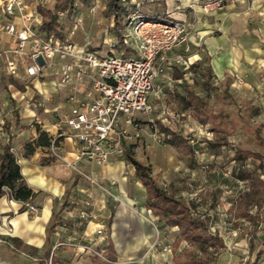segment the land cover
<instances>
[{"label":"crops","instance_id":"crops-1","mask_svg":"<svg viewBox=\"0 0 264 264\" xmlns=\"http://www.w3.org/2000/svg\"><path fill=\"white\" fill-rule=\"evenodd\" d=\"M79 1L76 3L74 13L69 14L63 22L66 31L72 28L74 20L81 23L84 31H80L78 27L74 35V40L78 43L91 33L89 27L94 20V13L90 12L91 6L84 5L83 1L79 4ZM131 1L135 4L136 0ZM212 1L215 0H141L140 7V9L144 6L147 8L149 17L182 20L187 22L191 29L190 50L184 55L187 63L174 60L177 54L183 52L181 49L169 52L167 61L158 59L155 63V66L160 68L159 81L164 85L166 95L169 96L168 101H162L165 95L160 99L152 97L157 107L153 115L158 120L155 124L158 125V129L159 125H162L183 135L180 130L164 124L166 121L169 123L168 115H172L177 121H181V118L182 121L192 120L206 129L202 139L206 144L207 140L214 138V132L207 125L196 120L188 110L182 109V102L176 97L179 93L184 94L188 86L196 89V84L188 78L190 68L194 67L201 72L209 73L216 83H224L239 89L250 91L264 87V0H217L220 1V6L206 8L205 4ZM1 4L2 0H0V21H12L20 26L21 20L18 17L2 13ZM103 4L102 10L105 9V0ZM102 19L106 18L103 16ZM112 39H106L104 43ZM15 43V36L0 32V49L10 48ZM13 79L24 80V78ZM30 80L36 81L39 85L36 84L38 100L44 97L46 102L50 95L51 99L53 95H58L60 102L53 109L45 107L46 116L40 118L34 111L35 106L29 104L33 95L29 96L28 92L20 91L18 88L14 91L12 83L7 89L0 90V146L9 140L13 143L21 173L28 186L35 192L31 202L39 206L40 212L32 215L27 209L26 202L12 198L9 193L3 195L0 197V237L16 238L26 246L44 252L47 257L57 242L64 241L68 237L78 242H90L97 237V228L103 226L105 237L100 243L106 250L113 249L116 258L113 264H173L175 254L172 247L174 241L179 238V229L177 226H169L147 208V189L138 178L134 165L125 155L113 156L105 165H98L86 158L78 159L79 144L66 135L60 138V151L67 160L76 162L84 174L71 169L64 161L56 158L44 164L43 159L51 155L49 148L45 146L36 147L33 155L29 157L24 155L25 144L34 142L39 136L38 128L47 131L51 136L58 133L57 123L60 120L57 119L54 111L62 107L68 111L70 107L64 90L57 88L50 77ZM195 92L201 96L200 92L196 90ZM170 107L174 109V114H171ZM163 108H167L168 114L162 115ZM29 112H32L31 117L28 116ZM139 115L127 129L142 130L139 129L141 126ZM129 148L136 156L134 150ZM136 157L149 163L152 169V164L144 157ZM161 171L159 165L154 171L152 170V173L157 175L158 183L168 192L159 180ZM91 174L101 179L105 183V188L93 185L85 176ZM261 177L264 178V174ZM240 181L247 184L246 181ZM181 190L174 188L173 193H168L186 200L178 193ZM84 200H90L92 203V216L87 221L77 217L79 210L85 206ZM119 200L121 203L118 206L113 204ZM204 216L207 215H201ZM51 223H54V227L48 234ZM256 235L255 257L257 252H262L260 256L264 254V228H258ZM244 236L248 253V234L245 233ZM184 242L178 248L180 252ZM5 247L4 251L0 244V256L4 252L3 258H0L8 261V247ZM65 254L70 255L69 258L61 256ZM54 258L56 261L62 260L65 264H94V256L79 254L77 249L70 245L58 247ZM260 263L263 264L262 260Z\"/></svg>","mask_w":264,"mask_h":264},{"label":"built area","instance_id":"built-area-1","mask_svg":"<svg viewBox=\"0 0 264 264\" xmlns=\"http://www.w3.org/2000/svg\"><path fill=\"white\" fill-rule=\"evenodd\" d=\"M54 3L55 0H2V13L18 17L21 25L0 21V32L16 37L14 46L0 49V77L3 74L28 80L50 77L57 88L64 90L70 107L57 123L58 133L53 136L49 151L71 169L84 174L76 162L67 160L62 154L60 138L66 135L78 142V159L86 158L105 165L113 156L123 157L126 141L131 138L127 127L134 123L136 116L146 115L151 123H156L153 115L157 107L152 97L160 99L166 92L159 81L160 68L155 66L156 61H167L169 52L181 49L183 52L174 60L187 63L184 55L190 50L191 29L187 22L178 19H150L141 12V0H136L121 39L116 37L106 42L104 51L89 48L92 41L89 35L84 37L83 43L74 40L81 23L74 20L72 28L66 31L63 22L69 15L67 11L58 12L60 34L39 35L36 27L42 22V14L38 7L50 8ZM220 5V1L215 0L205 7ZM96 7L91 6L90 12ZM128 48L132 50L129 54ZM44 99L29 101V104L41 106ZM161 113L168 114L167 108ZM85 176L93 185L105 188L94 174ZM84 204L77 217L87 221L92 216V203L84 200ZM26 206L32 215L39 214L40 208L34 202H26ZM96 235L86 244L77 243L71 237L57 242L46 264H57L54 263L56 249L68 245L75 247L79 254L110 261L100 243L105 237L103 226L97 228Z\"/></svg>","mask_w":264,"mask_h":264},{"label":"rangeland","instance_id":"rangeland-1","mask_svg":"<svg viewBox=\"0 0 264 264\" xmlns=\"http://www.w3.org/2000/svg\"><path fill=\"white\" fill-rule=\"evenodd\" d=\"M81 2L80 0L79 4ZM83 3L84 5L97 6L93 11L94 20L89 27L91 33L88 35L92 39L89 48H102L106 51L107 43L104 41L117 37L113 29V19H102L103 0H91L88 3ZM133 8L135 7L133 6ZM133 8L130 6L129 9ZM141 12L147 15V8L144 6L141 8ZM128 13L130 10H127ZM150 19L163 21L161 18H152L151 16ZM125 25L126 19L122 24V32ZM83 29L81 26L80 31L83 32ZM79 43H83V41ZM130 51L132 52L128 48V54L131 53ZM190 69L188 78L192 80L193 84H196L195 90L200 92L201 97L209 101L211 109L221 114L226 123L224 132L227 140L226 145L218 149L216 153H212L209 146L202 140L205 136V128H201L192 120L182 121L181 118V121H177L170 114L168 115L169 123L166 121L164 124L180 130L188 138L189 144L193 148L189 156L181 155L176 147L166 143L165 135L158 129V125L147 121L148 117L141 114L138 120L141 124L139 129L142 130L128 129L131 138L127 139L126 145L134 150L136 156H142L150 162L153 171L157 166H161L159 180L168 192L173 193L174 188L182 189L178 193L190 202L193 213L210 217L211 232L220 234L224 238L226 247L211 249V253L207 256L209 264H239L240 260L247 258V243L244 240V234H248L250 231V222L236 218L229 209L236 204L239 192L248 189L247 184L236 177L235 169L245 164V166L259 171L258 164L264 163V87L247 91L224 83H216L209 73L201 72L194 67ZM12 84L14 91L16 88L26 91L29 96L33 95L32 102L38 101L36 88L39 85L36 81L12 78ZM166 94L167 91L162 101L169 100V96ZM58 99V95H53L52 99L50 95L43 105L33 107L34 111L40 118H43L46 116L45 107L55 108L60 102ZM170 108L171 114H174V109ZM65 112L67 111L62 107L54 111V114L60 120ZM28 116L31 117L32 112H29ZM157 121L155 119V122ZM257 139L260 142H257ZM237 147L254 151L259 157L249 158L246 161L232 160ZM98 182L105 186L101 179H98ZM119 203L121 200L113 204L118 206ZM249 207L252 212L255 211L252 203ZM0 244L4 251L6 250L5 246L8 247V261L4 260L5 258L2 259L4 255L2 252L0 264H41L42 260L46 264L50 256L46 257L44 252L24 245L16 238L0 237ZM186 246L188 244L184 242L181 248ZM196 254L199 252L197 251ZM61 256L69 258L70 255ZM254 257L255 255L252 258ZM260 260L264 264V254L260 256ZM54 263L60 264L63 261H54Z\"/></svg>","mask_w":264,"mask_h":264},{"label":"trees","instance_id":"trees-1","mask_svg":"<svg viewBox=\"0 0 264 264\" xmlns=\"http://www.w3.org/2000/svg\"><path fill=\"white\" fill-rule=\"evenodd\" d=\"M78 0H55L52 7L48 8L39 5V11L42 14V22L36 27L39 35L47 36L51 32L59 33L60 23L58 21V12L67 11L73 14L76 2ZM90 2L91 0H81ZM132 5V6H131ZM131 0H105V9L103 16L106 19H113V29L117 37L121 39V28L124 20H127L129 13L127 10L130 6L133 8ZM60 34V33H59ZM12 83V79L6 75L0 77V90L7 89ZM182 102V109L188 110L190 114L199 122L207 125L213 132L214 138L207 140V144L213 153L217 152L222 146L226 145L224 132L226 123L221 114L215 113L209 104V101L199 96L192 86H188L184 94L176 96ZM159 130L164 133L166 143L174 145L183 155H190L192 148L188 140L182 135L168 128L159 125ZM39 136L34 142H28L24 146V155L29 157L33 155L38 146L50 147L53 136L47 131L38 128ZM168 135V136H167ZM257 142H260L258 139ZM13 143L9 140L0 146V197L9 193L16 200L23 202L31 201L35 192L26 183L17 157L12 151ZM125 157L135 167L136 174L147 189L146 206L152 212L169 226H177L179 238L173 243V264H209L207 256L211 249H220L226 247L224 238L218 233H212L210 228V218L207 216L195 215L192 211L191 204L182 198H177L165 191L157 180V175L152 173L151 165L136 156L129 147L126 146ZM259 157L256 152L235 148L233 159L246 161L249 158ZM55 157L50 155L43 159L44 164L50 163ZM259 171L245 166V164L235 169L236 177L246 181L248 189L240 191L236 204L231 207L230 211L236 218H243L250 221L252 229L248 233V253L247 258L240 264H261L259 256L262 252L255 254L257 242V229L264 228V163L258 164ZM255 207L251 211L249 205ZM54 223L48 227V234L53 230ZM185 241L189 246L183 248L178 254L177 249ZM199 254H196V252ZM48 254V252L46 253ZM110 261H105L99 257H94V264H113L116 260L113 249L109 248L105 252ZM55 259V258H54ZM41 264H44L42 260Z\"/></svg>","mask_w":264,"mask_h":264}]
</instances>
